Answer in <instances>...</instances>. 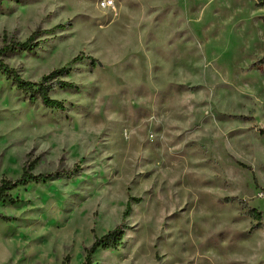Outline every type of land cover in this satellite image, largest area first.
Here are the masks:
<instances>
[{"label":"rangeland","instance_id":"rangeland-1","mask_svg":"<svg viewBox=\"0 0 264 264\" xmlns=\"http://www.w3.org/2000/svg\"><path fill=\"white\" fill-rule=\"evenodd\" d=\"M100 2L0 0V48L41 33L4 62L31 82L68 67L76 86L51 92L58 111L0 73V184L54 175L0 202V264H83L122 223L91 264H264V8Z\"/></svg>","mask_w":264,"mask_h":264},{"label":"trees","instance_id":"trees-1","mask_svg":"<svg viewBox=\"0 0 264 264\" xmlns=\"http://www.w3.org/2000/svg\"><path fill=\"white\" fill-rule=\"evenodd\" d=\"M256 6L258 8H264V0H255ZM64 26L59 25L48 33H52ZM41 35L40 32H35L27 41L25 42H17L15 40L7 43L6 42L2 48H0V73L8 77L12 80L13 84L20 90L22 93L28 96L29 102L36 103L40 102L43 106L49 109H54L58 111H64L65 105L63 102L53 99L50 94L56 89L60 88L63 90H71L76 88V86L70 82L65 80L64 78L70 75V70L68 67H62L60 69H56L51 73L42 77L39 82H31L24 80L21 75L13 68H11L8 64L4 62V57H7L11 54L18 53H34L40 46V42H35L38 36ZM83 55H79L75 57L71 64L77 63L79 60H84ZM264 65V58L259 62ZM53 174H38L34 175L31 172L24 171L23 174L16 180H4L0 184V202H14V199L11 195V192L21 186H26L31 182L39 183L41 181H46L52 178ZM224 202L230 203V199H225ZM244 206H247L245 202L241 203ZM131 212L130 201L127 204L125 210V217L129 215ZM246 215H249L256 221V225L252 228L251 231L261 229L263 227L262 223V212L257 209H250ZM9 220L10 218H4ZM122 225L116 227L115 229L109 231L107 234L103 235L100 238H96L92 246L87 249L86 260L83 264H91V257L96 251L99 249L108 250V249H116L119 247L123 241L125 236V232L122 229Z\"/></svg>","mask_w":264,"mask_h":264},{"label":"built area","instance_id":"built-area-1","mask_svg":"<svg viewBox=\"0 0 264 264\" xmlns=\"http://www.w3.org/2000/svg\"><path fill=\"white\" fill-rule=\"evenodd\" d=\"M100 6L106 9H115L114 0H101Z\"/></svg>","mask_w":264,"mask_h":264}]
</instances>
